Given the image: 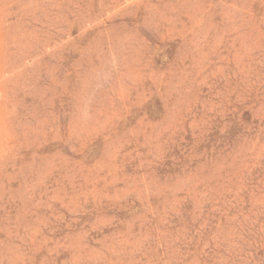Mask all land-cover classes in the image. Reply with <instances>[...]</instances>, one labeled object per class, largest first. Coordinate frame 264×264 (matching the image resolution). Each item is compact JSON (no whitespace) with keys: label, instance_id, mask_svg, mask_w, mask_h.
I'll return each instance as SVG.
<instances>
[{"label":"rangeland","instance_id":"obj_1","mask_svg":"<svg viewBox=\"0 0 264 264\" xmlns=\"http://www.w3.org/2000/svg\"><path fill=\"white\" fill-rule=\"evenodd\" d=\"M0 264H264V0H0Z\"/></svg>","mask_w":264,"mask_h":264}]
</instances>
